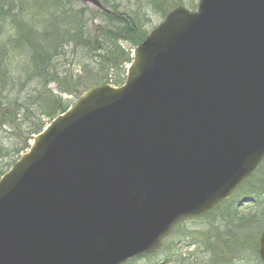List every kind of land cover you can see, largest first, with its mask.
I'll list each match as a JSON object with an SVG mask.
<instances>
[{
  "label": "water",
  "instance_id": "water-1",
  "mask_svg": "<svg viewBox=\"0 0 264 264\" xmlns=\"http://www.w3.org/2000/svg\"><path fill=\"white\" fill-rule=\"evenodd\" d=\"M196 10L170 12L125 85L82 93L2 177L0 264H126L264 158V0Z\"/></svg>",
  "mask_w": 264,
  "mask_h": 264
},
{
  "label": "rangeland",
  "instance_id": "rangeland-1",
  "mask_svg": "<svg viewBox=\"0 0 264 264\" xmlns=\"http://www.w3.org/2000/svg\"><path fill=\"white\" fill-rule=\"evenodd\" d=\"M5 1L7 6L11 5L13 14L21 16V21H26L30 26L35 24L36 27L37 21L42 20L41 15L36 17L34 13L40 11L42 7L51 6L52 2V0ZM60 1L59 11L66 13L71 11L79 16L85 31L92 34V37L90 36L92 39L96 36H93L94 34L101 33L105 27L116 29L117 25L124 26L128 22L136 25L137 34L143 38L164 21L166 14L174 8L183 6L187 10L195 11L199 2V0H98L101 6L99 8L83 0ZM21 9H24V14ZM44 10L50 13L53 8ZM110 13L119 19L116 21L109 17ZM5 22L7 23L4 24ZM8 24L9 20H4L1 14L0 48L9 47L10 50L5 57L4 54H0V78L6 70L7 62L11 64L12 76L1 82L0 96L4 103L9 104L17 99L21 105L30 107L33 106L34 96L41 87L36 78L25 81L28 75L25 72L26 60L29 58L27 53L23 52L25 47L21 43L16 45L15 27ZM118 43L121 50L129 51L133 47V41L125 38L119 39ZM63 48L64 51L60 59L54 61V66L60 73L72 74L78 88H82L78 90L85 91L90 87L104 84V81L100 80L103 74L99 71L98 65L96 67L95 63H92L91 66L90 59L81 47L77 48L69 42ZM127 65L129 62L122 61V58L118 59L109 72L110 80L106 83L120 86L125 80ZM119 80L123 82L119 83ZM50 88L59 94L64 102L73 106L77 99L76 95L56 91L55 83H51ZM3 112L0 110V174L12 166L11 162L16 156H22L28 150L25 149L26 134L31 131L30 122L28 123L21 115H18L17 121L22 119L18 122L21 124L19 125L23 134L14 130L9 125L8 118L1 115ZM40 121L46 124L50 122L45 115L40 117ZM28 142L32 145L33 137ZM242 188L240 187V191L235 192L212 214L180 222L156 253L135 258L128 264H263L256 250L258 239L264 230V160ZM217 242L218 248H212V244Z\"/></svg>",
  "mask_w": 264,
  "mask_h": 264
},
{
  "label": "trees",
  "instance_id": "trees-1",
  "mask_svg": "<svg viewBox=\"0 0 264 264\" xmlns=\"http://www.w3.org/2000/svg\"><path fill=\"white\" fill-rule=\"evenodd\" d=\"M5 2L7 1L0 0V17L2 14L3 19H8L9 24L15 27L16 45L21 43L25 47L23 52L27 53L29 58L26 60L25 72L28 75L25 81H29V78H36V81H38L41 87L40 91L34 96L35 102H33V106L30 107L21 105L17 99H14L9 104L4 103L3 98L0 96V110L4 111L1 115L5 116L4 118H8L9 125L14 130H18L23 134L22 128L20 127L21 124L18 122L22 121V119L17 121L18 115H21L28 123L30 122L31 131L26 134L25 149H27L29 148L28 140L42 131L46 125L44 122L41 123L40 117L45 115L51 120L69 107V104L64 102L59 94L52 91L50 84L55 83L57 85L56 91L61 93L78 96L82 92L78 90L82 88H78L75 77L72 74L69 72L60 73L56 70V66H54V61L58 58L60 59L64 51L63 47L66 44L72 42L75 47H81L87 58L90 59L91 66L92 63H95L96 67L98 65L99 71L103 74L100 80L106 83L110 80L109 72L116 65L117 60L122 58V61L130 62L132 59V48L144 40V37L141 38L137 34L136 25L128 22L124 26L117 25L115 27L116 29L105 27L101 33H97L99 35L94 34L93 36H96L92 39V34L85 31L84 24L79 20V16L71 11H67V13L59 11L60 0H52L51 6L45 7L53 8V11L50 13H46L43 7L40 11L34 13L36 17L41 15L42 22L38 20L37 27L35 24L30 26L26 21H21L22 18L19 14H13L11 5L7 6ZM21 12L24 14V9H21ZM108 16L114 18L116 21L119 19L112 14ZM76 19H78L77 22ZM144 34L146 35V33ZM121 38L133 41V47L129 51L121 50V46L118 43ZM9 50V47H1L0 54H4L3 57H5L9 54ZM9 63H6V70L2 73L0 84L6 81L9 76H12L10 72L11 64ZM122 82L123 80H119V83ZM18 157L19 155L11 162V165ZM233 241L235 240L233 239ZM218 243H213L212 248H218Z\"/></svg>",
  "mask_w": 264,
  "mask_h": 264
}]
</instances>
